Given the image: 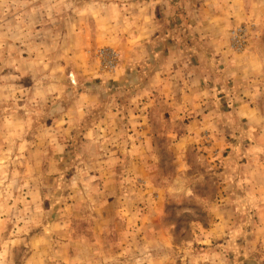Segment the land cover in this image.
<instances>
[{"label": "rangeland", "instance_id": "374dc122", "mask_svg": "<svg viewBox=\"0 0 264 264\" xmlns=\"http://www.w3.org/2000/svg\"><path fill=\"white\" fill-rule=\"evenodd\" d=\"M234 2L221 43L196 47L202 87L144 97L121 79L90 118L97 127L79 117L69 142L63 109L55 112L64 95L46 98L38 81L29 99L31 80L16 74L32 63L0 59V264H264V0ZM9 34L0 58L15 52ZM192 35L182 34L185 58ZM80 45L78 60H99L98 79L131 54ZM212 54L221 62L206 63ZM70 59L48 65L63 91L81 66Z\"/></svg>", "mask_w": 264, "mask_h": 264}, {"label": "crops", "instance_id": "0c3cea01", "mask_svg": "<svg viewBox=\"0 0 264 264\" xmlns=\"http://www.w3.org/2000/svg\"><path fill=\"white\" fill-rule=\"evenodd\" d=\"M22 1L0 0V34L4 30L10 32L3 39L8 41L6 46L11 45L15 51L7 54L9 50L5 49L0 59L3 63L10 57L24 65L32 63L31 66H20L21 70H26L16 72L17 77H25L26 73L27 78L31 80L32 89L26 92L29 99L38 95V81H42L41 95L46 98L51 97L53 91H57V95H64L66 103L55 112L63 109L61 115L64 116V125L71 128L67 134L68 142L74 135V128L80 125L79 117H85L88 122L90 118L94 120L92 115L96 108L99 111L103 108V98L114 96L117 91L122 90L121 79L128 80L127 87L137 86L133 93L144 97L146 94L156 96L160 93L174 95L179 89L183 94L191 96L195 85L202 87L207 81L206 76H197L192 72L201 62L196 47L202 49L208 44L213 48L221 43L223 23L231 20L237 13L235 10L238 4L235 0H61L59 7L53 4L52 8L47 7L48 0H44L41 9L38 4L41 0H24L28 7H24ZM38 12H42V18L40 16L38 19ZM223 12L224 19L227 20L222 19ZM242 14L240 13V16ZM185 31L194 33V39L188 40L190 49L194 52L191 58H185L180 50L182 34ZM80 44L86 46L83 50L85 53L90 46H106L115 48L119 53L120 48L126 47L131 54L120 59L116 68L109 72L98 70L97 73L101 75V79H98L93 76L96 74L91 68L93 69L95 61V66L100 69L97 65L99 60L90 61L86 55L82 56V60L76 58L74 51ZM61 46L65 48L64 52L61 50L59 55H56ZM51 47L57 49L51 52ZM137 50H142L140 59L134 54ZM41 52H44V55L38 57ZM50 52L52 59L49 58ZM59 56L67 61L71 58L70 61L81 65L77 68L78 71L72 73L70 87L65 90L67 96L61 88L62 75L48 67L49 64L51 67L53 59ZM202 56L207 60L208 54ZM221 58L219 54H212L206 63L217 64L221 62ZM186 62L188 67L184 65ZM37 64L43 67L44 72L38 73ZM86 71L90 73L85 75ZM182 72H185L183 82L180 81ZM133 77L135 81L131 80ZM150 80L154 81L153 89H145V82ZM136 82L137 84H134ZM130 89L128 91H131ZM105 108L111 111L116 109L118 114L121 112L120 108ZM29 124L26 121L24 126ZM88 124L97 127L95 123ZM102 124L99 123L98 126ZM103 189L98 188L100 192Z\"/></svg>", "mask_w": 264, "mask_h": 264}]
</instances>
